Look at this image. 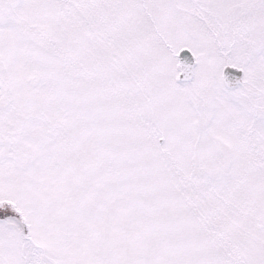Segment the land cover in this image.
Instances as JSON below:
<instances>
[{
  "label": "snow or ice",
  "instance_id": "obj_1",
  "mask_svg": "<svg viewBox=\"0 0 264 264\" xmlns=\"http://www.w3.org/2000/svg\"><path fill=\"white\" fill-rule=\"evenodd\" d=\"M0 264H264V0H0Z\"/></svg>",
  "mask_w": 264,
  "mask_h": 264
}]
</instances>
